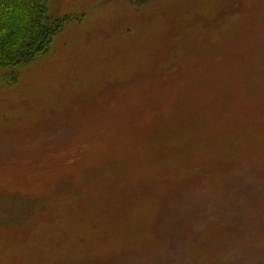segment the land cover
Returning a JSON list of instances; mask_svg holds the SVG:
<instances>
[{
	"label": "rangeland",
	"instance_id": "374dc122",
	"mask_svg": "<svg viewBox=\"0 0 264 264\" xmlns=\"http://www.w3.org/2000/svg\"><path fill=\"white\" fill-rule=\"evenodd\" d=\"M48 3L0 75V264H264V0Z\"/></svg>",
	"mask_w": 264,
	"mask_h": 264
},
{
	"label": "trees",
	"instance_id": "16d2710c",
	"mask_svg": "<svg viewBox=\"0 0 264 264\" xmlns=\"http://www.w3.org/2000/svg\"><path fill=\"white\" fill-rule=\"evenodd\" d=\"M49 0H0V75L12 79L18 67L49 52L62 23Z\"/></svg>",
	"mask_w": 264,
	"mask_h": 264
}]
</instances>
